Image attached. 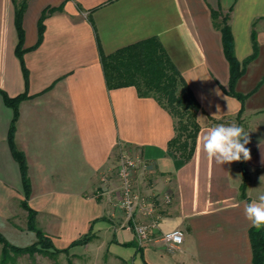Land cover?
I'll return each mask as SVG.
<instances>
[{"label":"crops","instance_id":"crops-1","mask_svg":"<svg viewBox=\"0 0 264 264\" xmlns=\"http://www.w3.org/2000/svg\"><path fill=\"white\" fill-rule=\"evenodd\" d=\"M23 2L0 0V90L8 97L26 95L18 104L15 148L25 157L28 205L36 212L37 228L61 250L97 220L85 247L102 253L104 264H253L252 226L244 207L264 193V0H25L20 24L26 82L15 52V10ZM46 9L51 11L36 45ZM223 17L242 68L234 86L242 103L227 94ZM148 39L162 46L200 105L199 132L186 162L169 150L174 119L152 96H139L133 86L109 90L105 84L99 49L108 55ZM240 110L251 159L243 167L239 162L220 166L199 142L218 124L238 125ZM9 119L0 99L3 216L11 198L15 208L22 200L19 169L6 142ZM123 155L140 160L134 189L153 208L134 217L153 225L142 245L118 203L115 172ZM26 225L27 213L25 225L15 221V244L26 240L20 247L36 242ZM173 230L182 231L183 241L169 249L158 238ZM71 249L65 255L70 262L78 255Z\"/></svg>","mask_w":264,"mask_h":264},{"label":"trees","instance_id":"trees-1","mask_svg":"<svg viewBox=\"0 0 264 264\" xmlns=\"http://www.w3.org/2000/svg\"><path fill=\"white\" fill-rule=\"evenodd\" d=\"M24 5L25 0L15 10V27L18 35L15 52L20 60L26 82L27 73L22 61L24 52L22 50L23 32L20 24ZM50 11L46 9L41 15L36 45L41 41L44 30L43 21L46 13ZM212 14L214 19L218 17L216 12ZM226 19V17L222 18L220 30L222 33L223 52L230 66L227 94L237 98L242 103L243 97L234 91L235 83L242 74V68L233 55L232 37L226 24ZM99 58L107 89L133 86L139 96H152L171 115L174 119L175 135L169 142L168 148L177 158L184 162L188 161L192 156L195 140L199 132L197 114L200 111V105L158 41L156 39H148L121 48L108 55H105L99 49ZM0 96L4 104L13 110V117L8 131V143L20 172L23 187V199L20 202V206L27 212V230L32 232L36 238V242L29 246L16 247L11 245L0 233V245L2 246L0 264L9 263L10 253L15 255H32L35 253H50L52 255L62 253L67 255L71 248L86 245L92 240L93 233L91 230L97 220L91 222L87 234L72 241L66 248L61 250L55 248L52 239L37 228L35 223L36 212L28 205L31 187L27 177L25 157L21 152L16 150L13 144L15 124L18 118V104L26 95L23 94L10 98L0 90ZM241 115L242 110H240L236 118L238 125H240ZM239 165L243 167L244 161H240ZM246 183L247 175L243 173L240 185V192L243 197H245ZM249 240L252 250V263L264 264V227L259 230L251 227L249 229ZM136 250L140 252V248L137 247ZM68 264H71V262L68 261ZM143 264L146 263L143 262Z\"/></svg>","mask_w":264,"mask_h":264},{"label":"clouds","instance_id":"clouds-1","mask_svg":"<svg viewBox=\"0 0 264 264\" xmlns=\"http://www.w3.org/2000/svg\"><path fill=\"white\" fill-rule=\"evenodd\" d=\"M217 108L219 110V106ZM248 143V133L241 126L235 123L218 124L204 133L199 147L209 160L221 166L250 160V149L246 147ZM261 182L264 183V176L261 177ZM244 213L253 228L259 230L264 227V193L257 200L246 203Z\"/></svg>","mask_w":264,"mask_h":264},{"label":"rangeland","instance_id":"rangeland-1","mask_svg":"<svg viewBox=\"0 0 264 264\" xmlns=\"http://www.w3.org/2000/svg\"><path fill=\"white\" fill-rule=\"evenodd\" d=\"M14 98V97H10ZM1 102L4 105L6 109L10 111V119H9V126L11 124V120L13 117V110L9 107H7L4 102L2 97L0 96ZM198 115V114H197ZM239 126V125H238ZM8 131L9 127L7 130V137H6V142L7 146L9 149V152L11 154V158L13 162H15L10 147L8 143ZM13 144L15 147V132L13 136ZM20 174V172H19ZM21 179V177H20ZM31 187V186H30ZM21 191H22V199H23V187H22V182H21ZM14 195L15 191L13 190ZM31 194V192H30ZM22 201V200H21ZM7 214L3 216V214H0V233L2 236L11 244V245H17L20 247V243H25L26 240L23 238L20 239V243L15 244V221L16 224L20 225H25L26 223V211L22 209L21 206L15 208V196L10 199L8 203V210L6 212ZM18 234H23V231H17ZM86 245L83 246H75L71 250L73 253H76L78 255H75V258H72L71 264L76 263V264H82V262L86 263L87 261L90 262V264H104L102 253H99L97 249L94 247H85ZM107 247H104L103 249V256L107 254ZM1 249L2 246L0 245V255H1ZM122 250H124L122 248ZM123 253V255H122ZM126 250L121 252V257H124ZM65 254L62 255H52L50 253L47 254H32V255H15L13 253H10V261L8 264H68V259ZM74 259V260H73ZM79 259V260H75ZM109 264H116L113 260L110 261ZM126 264H134L133 261H127Z\"/></svg>","mask_w":264,"mask_h":264},{"label":"built area","instance_id":"built-area-1","mask_svg":"<svg viewBox=\"0 0 264 264\" xmlns=\"http://www.w3.org/2000/svg\"><path fill=\"white\" fill-rule=\"evenodd\" d=\"M140 160L135 157L121 156L116 166V177L119 182V207L124 211L129 222L127 228L132 231L139 245L149 241L153 225L141 224L134 221L135 215L145 216L152 211V205L141 196L133 185V174ZM169 201V197L165 198ZM158 241L166 244L169 249L178 248L183 241V233L180 230H173L163 233Z\"/></svg>","mask_w":264,"mask_h":264}]
</instances>
